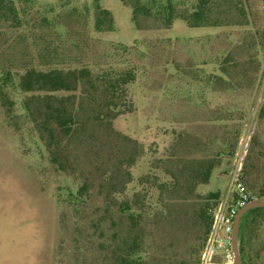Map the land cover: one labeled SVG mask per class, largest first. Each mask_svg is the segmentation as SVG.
<instances>
[{
	"label": "rangeland",
	"instance_id": "rangeland-1",
	"mask_svg": "<svg viewBox=\"0 0 264 264\" xmlns=\"http://www.w3.org/2000/svg\"><path fill=\"white\" fill-rule=\"evenodd\" d=\"M174 1L180 13L196 2ZM99 3L112 31L108 21L97 30L95 0L15 1L20 25L0 19V75L102 65L117 44L130 49L111 62L136 70L129 112L96 122L87 106L73 134L54 140L0 80V264H197L206 197L245 145L243 180L251 200L264 198V0H214L217 27L141 16L140 30L125 1ZM252 212L240 256L264 264V216Z\"/></svg>",
	"mask_w": 264,
	"mask_h": 264
},
{
	"label": "trees",
	"instance_id": "trees-1",
	"mask_svg": "<svg viewBox=\"0 0 264 264\" xmlns=\"http://www.w3.org/2000/svg\"><path fill=\"white\" fill-rule=\"evenodd\" d=\"M21 0H0V19L9 20V15L18 19V10L14 4ZM132 8V19L138 30L142 29L140 18H154L163 21V28H169L177 19L183 20L191 28L217 27L218 20L210 16L215 10L214 0H196L190 11L180 13L177 3L174 0H135L131 3L123 0ZM100 0H95L97 17L96 28L102 31L104 21H108L110 31L113 30V17L111 13L100 6ZM181 3V2H179ZM178 3V4H179ZM20 25L18 19L14 26ZM114 53L108 54L106 62L94 67L75 66L59 67L43 65L41 67H24L21 69L5 70L0 75L5 84L13 86L22 96L26 110L40 114L42 117V127L51 129V139L62 136L68 137L73 134L75 127L79 125L77 118L85 112V108L94 105L98 117L94 121H105V119H116L129 112L132 108L129 85L136 79V70L127 63L111 62V58L128 52L129 46L117 44ZM109 59V60H108ZM34 106V108H31ZM43 133L42 130H40ZM65 135V136H64ZM49 142V141H47ZM52 142H49L51 147ZM214 166H211L204 175L202 183L208 184ZM226 173H224L225 175ZM221 176L223 174H220ZM227 176V175H225ZM71 197L80 198L83 196V188L76 194L71 193ZM222 197V188L210 191L206 199L213 202V209L217 206ZM130 207L123 204V211H128ZM259 208L248 211L243 219L249 218V213L256 212V216H264V210ZM262 211V212H261ZM211 223V221H210ZM211 224L209 225L210 228ZM208 228V230H209ZM241 251V249H240ZM243 264H246L242 257ZM126 264H141L136 257Z\"/></svg>",
	"mask_w": 264,
	"mask_h": 264
},
{
	"label": "built area",
	"instance_id": "built-area-1",
	"mask_svg": "<svg viewBox=\"0 0 264 264\" xmlns=\"http://www.w3.org/2000/svg\"><path fill=\"white\" fill-rule=\"evenodd\" d=\"M247 155L246 145L236 154L233 166L225 181L222 197L212 212V223L205 237L197 264H234L230 235L239 210L252 196L243 180L244 161ZM229 239L227 247L221 250V244Z\"/></svg>",
	"mask_w": 264,
	"mask_h": 264
},
{
	"label": "water",
	"instance_id": "water-1",
	"mask_svg": "<svg viewBox=\"0 0 264 264\" xmlns=\"http://www.w3.org/2000/svg\"><path fill=\"white\" fill-rule=\"evenodd\" d=\"M264 206V198H259L255 200L249 201L244 207H242L233 224V230L231 233V249L234 254V264H243L241 256H240V249L238 243V234H239V225L242 217L250 210L263 207Z\"/></svg>",
	"mask_w": 264,
	"mask_h": 264
}]
</instances>
